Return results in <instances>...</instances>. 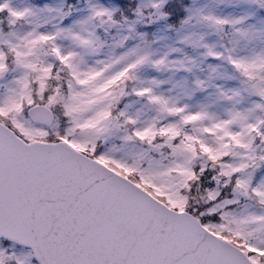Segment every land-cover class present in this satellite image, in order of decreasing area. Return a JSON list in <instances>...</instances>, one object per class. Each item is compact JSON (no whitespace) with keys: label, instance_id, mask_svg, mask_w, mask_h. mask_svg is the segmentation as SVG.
<instances>
[{"label":"snow or ice","instance_id":"snow-or-ice-1","mask_svg":"<svg viewBox=\"0 0 264 264\" xmlns=\"http://www.w3.org/2000/svg\"><path fill=\"white\" fill-rule=\"evenodd\" d=\"M0 264H264V0H0Z\"/></svg>","mask_w":264,"mask_h":264}]
</instances>
